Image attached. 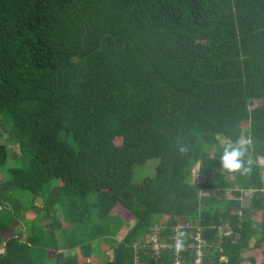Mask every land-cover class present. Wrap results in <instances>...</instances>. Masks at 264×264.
<instances>
[{"label": "trees", "instance_id": "16d2710c", "mask_svg": "<svg viewBox=\"0 0 264 264\" xmlns=\"http://www.w3.org/2000/svg\"><path fill=\"white\" fill-rule=\"evenodd\" d=\"M0 128V264H92L79 250L115 233L124 211L145 218L123 241L108 236L114 256L99 264L154 262L159 215L167 245L178 219L196 221L204 264L264 257V0H0ZM241 146L247 171L225 169V149ZM153 159L156 173L137 179ZM36 193L45 234L73 223L69 253L31 225L23 239ZM158 260L172 264L169 246Z\"/></svg>", "mask_w": 264, "mask_h": 264}, {"label": "rangeland", "instance_id": "374dc122", "mask_svg": "<svg viewBox=\"0 0 264 264\" xmlns=\"http://www.w3.org/2000/svg\"><path fill=\"white\" fill-rule=\"evenodd\" d=\"M1 130V128H0ZM5 136H0V141H4ZM242 140H245L244 137ZM116 143H120L121 140L119 139H115ZM15 144V143H14ZM13 142L11 144V151H10V155H9V164H15L16 162L20 161V151H19V147H17L18 145H14ZM260 162L261 164H263L264 166V158L261 157L260 158ZM157 165H158V161L156 159H153L151 161H149L148 163L141 165L138 167L135 175V177H137V179H142L146 176H150V175H154L156 173L157 170ZM264 168V167H263ZM264 171V170H263ZM6 177V172H3L0 174V181L5 179ZM207 178V175L205 173H203L201 171V166L200 164H197L194 167V171H193V179L196 182H204L205 179ZM263 178H264V173H263ZM204 193H207V190H203ZM56 194V192H55ZM226 196L229 198H234L235 197V193L231 190L228 189L226 190ZM251 196H252V191L251 190H246L243 192V194L241 195V200L243 201L244 205L249 204L250 200H251ZM54 197V196H53ZM23 202L27 203V204H31V194H24L22 196ZM32 200L34 201V206L31 207L29 210L25 209L24 207H21V211L24 214H27L25 219L27 220H32V222L29 224V222H27V220H24L23 217H20V224L18 226L19 229L23 232V239H27V232H26V228L27 226L31 225L29 227V229L31 230L32 233L35 234H40V238L42 239V237H49V245H47V247L49 248H54V249H59V250H63L66 253H69L71 250L69 247H65L64 243L66 241V237L64 236V231L67 232L69 229L73 228V223H69V222H64L63 225L65 226H69L66 227L67 229L61 230L62 228H52L51 230H48V234H45V231L43 232L42 230H45L48 227V223L51 221L50 218L47 217H42L45 214V210H41L44 208L43 202L41 201V199L38 197L37 193L33 194L32 196ZM120 210L123 211L122 207L120 208ZM59 213V212H58ZM60 214V213H59ZM123 218L126 220L125 227L122 228L123 231H119L118 233L115 232L111 235H106V236H102L98 239H95L93 241H91L92 245L90 247V249H88L86 251V253H82L81 249L79 250L78 254H79V259L82 262L85 261H91V263L93 264V262H95V264H99L103 261H107L110 258H113L114 256V249L113 248H109L108 244H107V239L108 236H110L111 238L114 237L116 239H118L119 241H123L134 229L135 227L138 226L139 221L137 220V218L134 217V215L128 211H124V215ZM157 223L160 225H164L167 224V216L166 215H159L157 217ZM251 218L254 221H260L262 218V214L260 211H253L251 214ZM64 220V217L62 215V219L61 221ZM192 221L194 224L196 223V221L194 220H190ZM72 225V226H70ZM89 228H85V230L87 231ZM94 229H90L88 232H92ZM12 234H15V232H11ZM252 243H254V241H252ZM0 250H3L2 247H0ZM119 250V249H118ZM81 252V253H80ZM54 252H50V254H53ZM75 253V252H74ZM118 253V251H117ZM109 254V256H108ZM245 256H254L256 259L257 264H261L263 262V251L262 248L258 249L255 248L251 251H248L247 253L244 254ZM117 258V256H116ZM244 264H252V260L251 259H247L245 260Z\"/></svg>", "mask_w": 264, "mask_h": 264}, {"label": "built area", "instance_id": "2783aa9c", "mask_svg": "<svg viewBox=\"0 0 264 264\" xmlns=\"http://www.w3.org/2000/svg\"><path fill=\"white\" fill-rule=\"evenodd\" d=\"M177 221L178 222H176L173 226L172 238L174 239V242L171 245H167L162 240L161 236V231L166 227V224L159 225L157 223L151 227V232L147 238V245L150 251L146 254H150V256L153 257L155 261L149 264H161V261H159L158 258L162 255L163 249L168 246L171 249L173 258L172 264H204L206 240L203 238L201 227H198L190 220L178 219ZM186 229H190L189 237L193 238V240H191L188 245L184 244V238L182 235ZM141 248L142 247L140 246V249ZM188 248H194L193 252L191 253V255L194 256V259L190 261L186 259L185 253ZM136 260L137 264H140L137 258Z\"/></svg>", "mask_w": 264, "mask_h": 264}, {"label": "clouds", "instance_id": "9594fccd", "mask_svg": "<svg viewBox=\"0 0 264 264\" xmlns=\"http://www.w3.org/2000/svg\"><path fill=\"white\" fill-rule=\"evenodd\" d=\"M244 154L243 146L239 148H226L222 156V164L228 170H243L242 160L240 159Z\"/></svg>", "mask_w": 264, "mask_h": 264}, {"label": "crops", "instance_id": "0c3cea01", "mask_svg": "<svg viewBox=\"0 0 264 264\" xmlns=\"http://www.w3.org/2000/svg\"><path fill=\"white\" fill-rule=\"evenodd\" d=\"M124 219V218H123ZM126 222V220L124 219V223ZM125 227V224H123L122 226H120V228L116 231L117 233L119 232V231H123V229L122 228H124ZM135 228H137V227H135ZM117 238V237H116ZM134 246H136V249H137V251L139 250V245L137 244V242H135V244H134ZM108 247L109 248H113V247H111V245L110 244H108ZM49 254H50V252H49ZM51 255V254H50ZM108 256H109V254H108ZM109 258H110V256H109ZM137 260H135V262H136ZM136 264H137V262H136Z\"/></svg>", "mask_w": 264, "mask_h": 264}, {"label": "water", "instance_id": "95a60500", "mask_svg": "<svg viewBox=\"0 0 264 264\" xmlns=\"http://www.w3.org/2000/svg\"><path fill=\"white\" fill-rule=\"evenodd\" d=\"M144 218H145V216H143V218L139 220L138 225L142 223V221H143ZM119 253H120V249L118 250V253H117V260H118Z\"/></svg>", "mask_w": 264, "mask_h": 264}]
</instances>
